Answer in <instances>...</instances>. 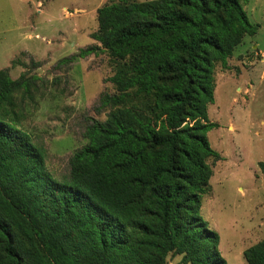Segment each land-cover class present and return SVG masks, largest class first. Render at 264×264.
<instances>
[{
	"label": "trees",
	"instance_id": "obj_1",
	"mask_svg": "<svg viewBox=\"0 0 264 264\" xmlns=\"http://www.w3.org/2000/svg\"><path fill=\"white\" fill-rule=\"evenodd\" d=\"M248 0H112L98 9V49L120 61L89 118L87 143L57 178L20 125L45 86L0 69V264H229L201 212L220 153L208 133L215 68L255 35ZM72 54L55 67L69 65ZM61 78L56 76L55 83ZM145 101L147 112L131 103ZM143 103V102H142ZM264 172V161L259 163ZM264 264V239L244 250Z\"/></svg>",
	"mask_w": 264,
	"mask_h": 264
},
{
	"label": "rangeland",
	"instance_id": "obj_2",
	"mask_svg": "<svg viewBox=\"0 0 264 264\" xmlns=\"http://www.w3.org/2000/svg\"><path fill=\"white\" fill-rule=\"evenodd\" d=\"M112 0H0V69L13 79L26 72L44 78L36 104L26 107L21 127L47 151V168L57 177L70 172V158L87 143L90 117L104 120L109 109L97 111L103 93H114L110 77L120 61L107 51L79 56L101 43L98 9ZM144 1V0H139ZM244 8L255 35H246L228 60L215 68V101L209 118L211 145L221 155L213 167L201 212L220 235V249L229 264H249L244 250L264 239V0H248ZM76 54L69 65L55 67ZM59 76V83L54 78ZM143 102V103H142ZM145 101L131 103L137 112L154 117ZM168 264H181L179 256Z\"/></svg>",
	"mask_w": 264,
	"mask_h": 264
}]
</instances>
